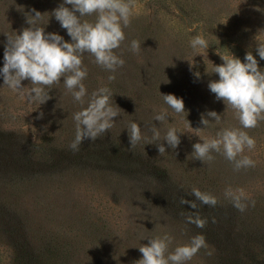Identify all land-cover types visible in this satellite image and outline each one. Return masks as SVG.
<instances>
[{
    "label": "rangeland",
    "instance_id": "374dc122",
    "mask_svg": "<svg viewBox=\"0 0 264 264\" xmlns=\"http://www.w3.org/2000/svg\"><path fill=\"white\" fill-rule=\"evenodd\" d=\"M62 2L0 0V68L5 33L27 27L25 14L32 9L45 13L46 32L71 42L51 17ZM132 3L125 40L115 50L125 61L116 79L109 81L112 73L83 55L88 93L110 88L120 116L95 141L84 140L78 151L70 144L73 114L82 105L67 92L63 78L45 88L50 99L41 104L28 97L29 80L22 82L21 93L3 86L0 77V264H134L142 258L138 247L163 233L173 238L169 251L194 235L205 237L206 246L186 264H264V120L243 129L256 141L244 152L254 167L234 171L221 153L212 152L214 159L207 163L191 155L200 137L241 127L236 112L216 99L208 83L219 79L212 71L213 64L223 63L217 49L243 61L251 46L264 69L255 51V39L264 40V0ZM83 19L92 22L95 15ZM196 35L208 41L207 50L192 49ZM132 40L141 45L138 53L130 50ZM162 94L182 98L185 113H175ZM161 110L169 115L163 123L153 119ZM208 111L221 119L203 128L201 115ZM132 121L143 137L134 149L126 129ZM153 124L161 131L163 155L152 144ZM169 127L180 133L176 150L163 141ZM229 186L248 198L244 212L225 197ZM198 193L214 196L216 205L205 204ZM199 221H205L203 227Z\"/></svg>",
    "mask_w": 264,
    "mask_h": 264
},
{
    "label": "clouds",
    "instance_id": "9594fccd",
    "mask_svg": "<svg viewBox=\"0 0 264 264\" xmlns=\"http://www.w3.org/2000/svg\"><path fill=\"white\" fill-rule=\"evenodd\" d=\"M70 6V7H69ZM132 0H63L51 12V17L67 30L71 42L66 41L58 33L46 32L42 24L43 16L36 9L26 13L27 27L14 34L5 33L3 67L0 68V77L3 86L13 91L23 92L26 87L22 82L29 80L31 88L27 95L31 101L45 103L50 97L45 92L54 84H63L74 101L82 105L81 109L73 114L75 122V138L70 144L73 151H78L84 140L95 141L99 136L111 129L114 118L120 116L119 107L111 103L112 92L107 86H101L88 93L84 84L87 77V68L83 64V55L90 54L95 63L112 73L107 79L114 81L115 72L123 67L125 61L117 55L115 50L120 48L125 40L124 28L130 25L132 15ZM34 13V15L32 14ZM95 15L90 22L83 17ZM255 39V38H254ZM193 50L209 48L208 41L203 35H196L190 41ZM140 43L132 40L130 50L133 53L140 51ZM255 51L261 60H264V40L255 39ZM222 64H213V73L218 74V80H210L208 88L217 100H223L227 109L231 107L238 117L240 128H221L212 138H201L202 142L193 144L192 156L205 163L211 162L212 152L221 153L233 164L234 171L254 167L255 162L250 156L244 155L245 149L255 148L256 141L243 129L255 128L258 122L264 120V69L260 68L251 46L242 61L230 51L223 54L217 49ZM205 59V57H204ZM199 78L200 73H195ZM164 102L175 113H185V104L182 98L174 94H162ZM86 105V106H85ZM40 113L38 118H42ZM169 117L167 110H161L153 117L155 121L163 123ZM221 115L215 111H208L201 115L200 123L207 128L210 121L220 122ZM189 122V121H188ZM189 126L190 122H189ZM203 128H198L200 130ZM129 148L134 149L141 141L140 125L129 122L127 125ZM152 144L160 155L166 152L161 141V131L153 124L150 128ZM180 133L175 127H169L163 136L173 150L181 143ZM158 142V143H157ZM205 204L215 206L217 199L209 194H199ZM225 197L232 202L233 207L244 212L248 198L242 189H225ZM254 206V201L252 202ZM205 221H199L203 227ZM147 244L138 247L142 258L134 264H186L205 245L202 234L194 235L186 244L169 251L172 236L163 233L146 239Z\"/></svg>",
    "mask_w": 264,
    "mask_h": 264
}]
</instances>
